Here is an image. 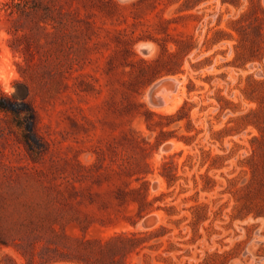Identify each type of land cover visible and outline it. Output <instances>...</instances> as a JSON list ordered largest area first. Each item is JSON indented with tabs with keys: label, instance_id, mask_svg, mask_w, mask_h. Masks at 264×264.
<instances>
[{
	"label": "rangeland",
	"instance_id": "obj_1",
	"mask_svg": "<svg viewBox=\"0 0 264 264\" xmlns=\"http://www.w3.org/2000/svg\"><path fill=\"white\" fill-rule=\"evenodd\" d=\"M0 89L34 107L38 136L30 150L1 113L0 264H82L53 258L75 242L52 233L49 202L125 161L148 163L155 209L89 238L155 232L129 264H264L249 213L264 198L249 122L264 126V0H0Z\"/></svg>",
	"mask_w": 264,
	"mask_h": 264
},
{
	"label": "trees",
	"instance_id": "obj_2",
	"mask_svg": "<svg viewBox=\"0 0 264 264\" xmlns=\"http://www.w3.org/2000/svg\"><path fill=\"white\" fill-rule=\"evenodd\" d=\"M143 106L149 116L164 117V115L148 109L145 104ZM251 111L256 112L257 110ZM1 113L8 116L11 130L17 129L16 133L23 145H27L30 150H33L34 144L38 142L35 126L37 113L34 107L26 99H19L14 94L8 95L0 89V115ZM0 118L2 119V117ZM147 122L150 129H154L160 124L153 123L151 119H147ZM249 122L257 126L260 134L264 137V126L260 121L251 120ZM145 166H148L147 162ZM146 167H139V165L132 167L127 161L120 164L118 169L106 166L96 176V180L90 181L84 190L81 189L82 184L78 183L79 179L71 184L69 202L52 199L46 213L52 233L64 238L67 240L66 242L70 239L75 242L73 251H60L61 255L53 258L82 264H129V257L139 254L147 246L146 242L150 236H157L155 232L148 234L144 231L120 230L108 237L91 238L87 234L89 229L95 225L111 228L130 223L136 226L139 219L155 209V200L149 199ZM163 167L162 175L167 179L169 185H172L176 180V173L169 163L165 162ZM84 168L92 169L89 166H84ZM90 177L91 175H87L84 178L89 180ZM205 189L211 190L208 187ZM60 193L66 198L62 190ZM133 204H137V211L131 215L126 210ZM250 212H254L255 216H264V198L261 199L258 207L252 208ZM55 224L60 226L61 232ZM68 224H75L83 232V236L68 235L65 231V226ZM0 227H2L1 221ZM1 236L0 230V243H2ZM55 250L58 248L56 247Z\"/></svg>",
	"mask_w": 264,
	"mask_h": 264
},
{
	"label": "bare ground",
	"instance_id": "obj_3",
	"mask_svg": "<svg viewBox=\"0 0 264 264\" xmlns=\"http://www.w3.org/2000/svg\"><path fill=\"white\" fill-rule=\"evenodd\" d=\"M142 51L143 52H145V53H151L152 51H153V46L152 45H150V44H145V45H143L142 46ZM156 86V85H155ZM178 86V85H177ZM176 89V88H175ZM152 91V90H151ZM176 90H173V92L170 90L169 92H168V95H171V94H173L174 92H175ZM150 97H151V95H150ZM163 101H162V100ZM167 100V95L166 94H164L160 99H159V102H157V103H159V104H162V103H165L166 102V100ZM158 218V217H157ZM149 221V220H148ZM155 222V221H154ZM144 223V222H143ZM56 264H58V263H56Z\"/></svg>",
	"mask_w": 264,
	"mask_h": 264
}]
</instances>
